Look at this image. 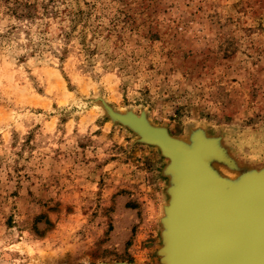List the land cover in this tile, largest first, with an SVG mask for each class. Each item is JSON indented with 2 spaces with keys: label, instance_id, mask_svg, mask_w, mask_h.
<instances>
[{
  "label": "rangeland",
  "instance_id": "1",
  "mask_svg": "<svg viewBox=\"0 0 264 264\" xmlns=\"http://www.w3.org/2000/svg\"><path fill=\"white\" fill-rule=\"evenodd\" d=\"M105 107L264 170V0H0V264H161L169 161Z\"/></svg>",
  "mask_w": 264,
  "mask_h": 264
},
{
  "label": "water",
  "instance_id": "2",
  "mask_svg": "<svg viewBox=\"0 0 264 264\" xmlns=\"http://www.w3.org/2000/svg\"><path fill=\"white\" fill-rule=\"evenodd\" d=\"M105 109L113 120L128 126L138 134L142 142L157 146L162 156L169 161L165 171L170 176L167 192L170 196L171 211L178 203L177 193L188 181L186 178L189 177L190 171L187 163L191 158L201 157L199 163L203 169L200 171L210 173L220 180L212 171L210 161L227 160L214 140L196 134L188 146L170 138L165 130L148 125L141 118L119 115L108 107ZM167 144L177 145L181 153L175 155L168 152ZM203 147L207 149L204 150ZM263 174L264 170L242 174L233 182L232 187L227 184L224 186L225 183L220 181L223 187L218 185L219 188L226 192L223 195L208 194L211 188L202 182L199 183L201 191L205 194L197 199L200 202L198 206L206 210L208 216L200 210L196 216L198 220L194 230L188 225L184 233L178 230L176 223V227L171 224V217L162 218L164 230L161 234L162 246L158 250L160 263L264 264V181L261 180ZM213 189L214 192L217 191V188ZM187 230L191 231L190 236L189 233L187 235ZM252 232L254 235H250Z\"/></svg>",
  "mask_w": 264,
  "mask_h": 264
},
{
  "label": "bare ground",
  "instance_id": "3",
  "mask_svg": "<svg viewBox=\"0 0 264 264\" xmlns=\"http://www.w3.org/2000/svg\"><path fill=\"white\" fill-rule=\"evenodd\" d=\"M166 147H167L168 152H172L175 155H178L181 153L180 148L175 144H167ZM203 149L206 150L207 148L203 147ZM200 159L201 157H196L194 159L191 158L190 161L187 163L188 171H190L189 177L186 178L188 179V181L186 182L184 187L180 190V192L177 193V195H179L178 196L179 200L175 208L171 211L172 207L170 204V199H169L168 205L165 208L163 207L164 208V218L163 219H165L166 217L170 219L171 217V224L175 226L174 223H176V226L181 233H184L183 231H185V228L188 227V225L192 227L191 230H194V227L198 220V218L196 219V216L200 213V210H202L201 209L202 207L198 206L199 201H197V199L200 196H203L205 192L201 191V188H200L201 184L199 183L202 182L206 186H209L211 188V192L209 191L208 194H211V195L212 193H218L220 195H223V193L224 194L226 193L223 191V189L219 188V186L223 187V185L226 186V184L230 187L234 186V183H233L234 181H230L228 179L219 177L218 175L216 177H218L220 180H217V178L213 177V175H211L210 173H206L203 171L201 172L200 169H203V168L200 167L201 166L199 163ZM214 174L216 175L215 172ZM261 180L264 181V177H262ZM220 181H223V183L225 184L222 183L223 185H221ZM213 188H217V191L214 192ZM201 206H202V202H201ZM170 211H171V214H170ZM202 211L204 212V214L206 213V216H208L206 210L205 211L202 210ZM190 223H194V224H190ZM188 233L190 236L191 231L189 232L187 230V235ZM250 235H254V232H252V234ZM241 236H243V233L241 234ZM215 246L216 245L213 246V249H215Z\"/></svg>",
  "mask_w": 264,
  "mask_h": 264
}]
</instances>
